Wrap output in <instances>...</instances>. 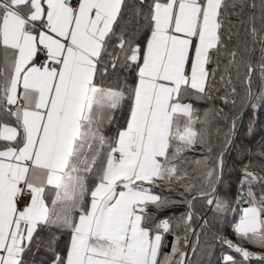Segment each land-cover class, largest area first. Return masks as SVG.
Returning a JSON list of instances; mask_svg holds the SVG:
<instances>
[{"label":"snow or ice","instance_id":"snow-or-ice-1","mask_svg":"<svg viewBox=\"0 0 264 264\" xmlns=\"http://www.w3.org/2000/svg\"><path fill=\"white\" fill-rule=\"evenodd\" d=\"M260 108L264 0H0V264H264Z\"/></svg>","mask_w":264,"mask_h":264},{"label":"trees","instance_id":"trees-1","mask_svg":"<svg viewBox=\"0 0 264 264\" xmlns=\"http://www.w3.org/2000/svg\"><path fill=\"white\" fill-rule=\"evenodd\" d=\"M252 118V111L249 109L247 110L244 115L242 120L239 123L238 129H237V134L235 137V145L236 147L233 148V151L231 153V157L228 160L229 163V170L231 171L232 167V162L233 160L238 156L242 155L243 159L245 162H247L250 158L255 160L256 157L251 154H246L244 152L245 149H253L255 151L257 145L261 142L264 141V108H260L257 110V117H256V123L255 127L253 129V133L251 136H246V130L247 126L249 124V120ZM242 146V147H241ZM199 151V150H197ZM237 169L239 168V165H236ZM250 171H258L257 168L252 167L249 169ZM238 172L234 173L229 179L233 185V192L235 191V184L237 180ZM156 191H160V189H156ZM220 194L224 195L226 192V187L224 185L220 186ZM247 205L245 204H240L237 205V212H230L226 214L224 217H219V216H214V213L211 211H207L206 206L203 205L202 202L197 201L195 204V209L197 212H199L201 215L206 216V218L211 222V224L214 227V230L216 231H221L223 234L228 238L233 241L236 240V236L234 235L231 224L234 223L236 220H238V211L240 208L246 207ZM184 206L183 205H177L176 206V212L183 211ZM210 239V235L207 237ZM172 239L171 236L167 237V240L170 242ZM170 246V245H169ZM243 247L249 249L250 251L253 252H259L260 250H253L250 247H248L246 244L243 245ZM165 251H168V248L164 249ZM215 256L213 257V264H216V261L219 257H221L224 253H229L232 255H236L235 253L231 252L229 249L224 247L221 249L219 245H217L214 248ZM239 259V257H237ZM30 259L35 261V264H40L41 261H44L45 264L48 262V256L45 254V252L42 250L38 254H36L33 257H30ZM249 264H257L255 260H252L249 262Z\"/></svg>","mask_w":264,"mask_h":264},{"label":"crops","instance_id":"crops-1","mask_svg":"<svg viewBox=\"0 0 264 264\" xmlns=\"http://www.w3.org/2000/svg\"><path fill=\"white\" fill-rule=\"evenodd\" d=\"M248 247H250L251 249H253V250H260L259 248H257V247H254V246H252V245H250V244H247V243H245Z\"/></svg>","mask_w":264,"mask_h":264}]
</instances>
